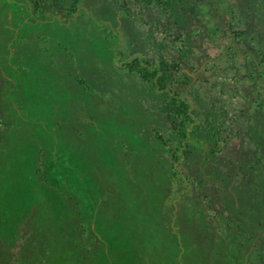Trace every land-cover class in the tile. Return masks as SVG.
Masks as SVG:
<instances>
[{
    "label": "rangeland",
    "instance_id": "obj_1",
    "mask_svg": "<svg viewBox=\"0 0 264 264\" xmlns=\"http://www.w3.org/2000/svg\"><path fill=\"white\" fill-rule=\"evenodd\" d=\"M162 1L0 0V264H264V0Z\"/></svg>",
    "mask_w": 264,
    "mask_h": 264
},
{
    "label": "trees",
    "instance_id": "obj_2",
    "mask_svg": "<svg viewBox=\"0 0 264 264\" xmlns=\"http://www.w3.org/2000/svg\"><path fill=\"white\" fill-rule=\"evenodd\" d=\"M153 1L164 3L162 0ZM134 69L138 76L151 84L158 93L164 96L169 95L166 91V83L170 79V74H168L166 66L143 64L138 60L135 61ZM165 110L168 117L173 121V130L183 148H190L192 141L198 143L200 140L208 141L210 145L219 148L222 139V123L216 112L206 116L204 122H196L197 118H193L194 113L188 103L176 96L169 97ZM186 123H190V126H185ZM259 192V200L250 196L251 193L249 198L253 203L256 202V205L259 204L257 207L261 209V216L264 217V188ZM256 224L257 227L261 226L260 223Z\"/></svg>",
    "mask_w": 264,
    "mask_h": 264
}]
</instances>
